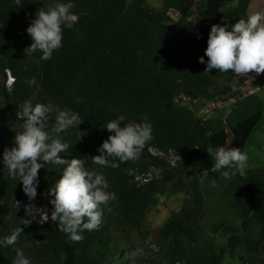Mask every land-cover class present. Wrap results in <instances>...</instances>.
Returning <instances> with one entry per match:
<instances>
[{"label":"trees","instance_id":"1","mask_svg":"<svg viewBox=\"0 0 264 264\" xmlns=\"http://www.w3.org/2000/svg\"><path fill=\"white\" fill-rule=\"evenodd\" d=\"M189 1L164 0L154 8L148 0H74L71 11L77 19L63 28V46L45 61L39 50L27 53L32 39L26 29L38 10L55 0H22L19 5L0 0V159L22 131L24 108L51 102L46 130L53 138L57 111L76 112L82 120L59 134L70 145L60 155L87 160L115 193L107 206L101 205L100 229L70 241L51 219H35L28 226L20 220L28 202L44 208L50 201L46 190L62 177L63 167L46 164L39 170L38 194L30 201L22 182L0 163V237L23 228L14 246L0 248V264H12L16 247L34 264H132L129 254L145 238L147 216L168 192H184L187 198L153 230L159 248L153 264H224L227 255L241 253L264 264V165L225 180L212 170L207 151L215 149L212 139L222 132L226 147L245 151L262 121L264 101L257 93H244L242 86L264 80V73H209L208 57L195 48L197 41L207 47L213 24L247 19L253 0H239L232 16L223 20L222 10L233 0H205L175 19L171 10ZM7 69L16 78L11 89ZM230 99L235 101L229 113L217 109L205 117L194 109L198 103ZM118 115L125 116L122 123L147 116L154 138L138 159L119 162L117 168L92 165L88 156L100 154L99 146L110 135L104 123ZM150 146L173 151L180 159L174 164L151 153ZM151 171L155 175L149 178Z\"/></svg>","mask_w":264,"mask_h":264},{"label":"clouds","instance_id":"2","mask_svg":"<svg viewBox=\"0 0 264 264\" xmlns=\"http://www.w3.org/2000/svg\"><path fill=\"white\" fill-rule=\"evenodd\" d=\"M22 0H16L21 4ZM75 7L74 0H55L53 4L41 7L26 29L32 43L27 53L40 51L41 60H50L53 52L60 49L63 40V28L76 21L71 11ZM205 55V71L213 69L229 72L237 76L249 73H264V12L250 14L247 19L240 18L236 23L213 24L209 32ZM205 63V57H200ZM50 109L43 103L24 108L21 119L22 131L16 132L13 146L5 148L0 163L13 179L22 182L24 193L30 201L37 196L40 183L39 170L45 165L63 167L62 177L46 190L53 206L51 216L45 208L35 204L26 205L25 218L21 224L28 226L36 219H51L58 224V230L65 233L70 241L79 242L84 231L99 230L102 223L101 205L107 206L115 198L110 191L106 176L98 169L88 166L82 157L63 158L60 154L68 152L69 144L59 138L71 127H78L82 122L78 113L61 110L55 115L53 138L47 129ZM125 121L124 115L104 123L110 135L99 146L100 154L88 156L92 165L101 167H119V162L138 159L146 144L153 137V125L147 116L141 122ZM207 151L214 160L213 171L225 180H231L237 174L245 175L248 167V154L239 147H208ZM208 173L205 172L204 176ZM204 176H201L203 180ZM22 227L14 228L8 235L0 237V248L14 246ZM12 264H34L25 255L22 248L16 247Z\"/></svg>","mask_w":264,"mask_h":264},{"label":"rangeland","instance_id":"3","mask_svg":"<svg viewBox=\"0 0 264 264\" xmlns=\"http://www.w3.org/2000/svg\"><path fill=\"white\" fill-rule=\"evenodd\" d=\"M150 5L154 8H160L164 4V0H148ZM205 0H190L187 4L182 6L181 10H171V15L178 19L181 15L187 14L191 9H196L197 6L203 3ZM239 0H233L232 3L225 9L222 10L220 20L226 17H230L233 14V8L238 4ZM256 12H264V0H253L251 4V14ZM71 23V22H70ZM200 40L203 41L202 38ZM196 42V54L205 55V50L207 47L204 46L202 42ZM242 91L246 94L257 93L264 101V80H249L244 86H242ZM234 99L228 101L219 102H206L204 104L198 103L194 106L198 115L209 117L215 114V110H225L227 113L231 111ZM49 108H53L51 102L47 103ZM204 106L207 108L204 110ZM56 110V109H55ZM57 111V110H56ZM59 111H57L58 113ZM227 134L222 132L217 136L213 137V145L215 148L219 146H226L227 144ZM245 151L248 154V167L245 172L254 167H260L264 165V115L262 121L260 122L257 130L248 140ZM171 159L175 161V164L180 159L178 156L171 154ZM4 170V168H3ZM2 170V171H3ZM158 172V171H157ZM187 195L184 192H179L176 194L165 193L160 195V203L152 208L147 216V220L144 225V235L145 238L140 237L135 247L131 250L129 254L130 263L132 264H153L155 259L158 257L159 248L154 241L153 230L160 227L167 219L172 215L173 212L180 210L183 205ZM28 202L27 204H29ZM32 203V202H31ZM50 201L46 202L45 209L48 213H51ZM220 243H224L220 240ZM259 264L256 259L250 258L247 254H242L236 257H231L227 255L224 260V264Z\"/></svg>","mask_w":264,"mask_h":264},{"label":"built area","instance_id":"4","mask_svg":"<svg viewBox=\"0 0 264 264\" xmlns=\"http://www.w3.org/2000/svg\"><path fill=\"white\" fill-rule=\"evenodd\" d=\"M15 80H16V78H15V76L13 75V73H12L9 69H7V70H6V86H7L9 89H11V88L13 87ZM206 108H207V107H205L204 110H205ZM149 150H150V152L153 153L154 155L167 156L168 159H170L171 162L175 164V161L172 160L171 157H170L171 154L176 155L173 151H170L169 153L166 154L165 152H163L162 150L157 149V148L154 147V146H150V147H149ZM176 156H178V155H176ZM178 157H179V156H178ZM179 158H180V157H179ZM0 170H2V167H0ZM153 170H154L156 173L159 172V170H158L157 168H153ZM157 171H158V172H157ZM154 175H155V174H154L152 171L148 174L149 178H152ZM146 180H148V179H146ZM52 207H53V206H51V208H52ZM51 210H52V209H51ZM48 215L51 216V213H48ZM49 220H50V219H49ZM49 220H48V221H49ZM36 221H37V222H45V221H41V217H40V216H38V217L36 218Z\"/></svg>","mask_w":264,"mask_h":264}]
</instances>
